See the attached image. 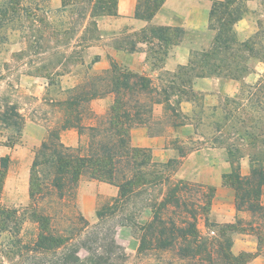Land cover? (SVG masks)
<instances>
[{"label":"rangeland","instance_id":"374dc122","mask_svg":"<svg viewBox=\"0 0 264 264\" xmlns=\"http://www.w3.org/2000/svg\"><path fill=\"white\" fill-rule=\"evenodd\" d=\"M240 3L245 11L243 20L237 22L235 28L238 39L243 40L255 33L258 22L264 27V0H240ZM98 7L100 3L96 0H76L66 7L62 6L61 0H16L10 9L9 0H0V156L9 157L0 205L18 208L21 213L27 210L28 187L27 194L24 188L41 143L47 140L49 133L59 132L64 145L76 147L81 143L86 147L90 140L88 126L102 127L100 123L109 113L113 94L107 93L110 88L107 79L112 65L136 72L118 53L131 52L125 48L139 46L138 41L144 35L150 36L149 32L111 30L105 33L99 28L98 20L111 15L98 14L101 11ZM209 34L192 32L189 37L198 47L200 40ZM152 40L154 44L145 42L144 47L151 64L154 59L150 53L159 50L160 46ZM161 48L169 51L171 46ZM162 65L163 62H158L152 67L158 70ZM250 67L253 70L248 74L250 79L239 81L236 95L240 96L232 105L228 102L236 95L229 97L220 93L213 97L193 86L189 90L190 76H181L179 67L174 71H163L158 78L137 72L149 77V86L158 92H142L139 101L147 106L155 100L160 103L152 105L147 125L133 129L142 128L147 134L159 136L155 149L147 148L151 151L152 161L156 162L155 169L170 160L165 172L167 183L144 185L129 194L117 209L98 216V210L114 203L118 188L105 182L115 187L114 195L97 185L83 192L87 182L100 184L103 181L81 176L73 189V217L54 218L51 226L55 232L70 235L69 242L79 247L81 258L99 252L103 257H110L111 264H206L205 259L197 262L181 258L178 250L184 242L180 239L161 248L146 235L139 248L144 233L141 226L151 219L160 197L179 181L185 184L184 194L192 208L202 204V192H207L208 187L211 191L210 210L208 214L197 211L198 237L190 245L202 246L204 242L220 239L216 228L207 226L208 222L223 224L235 220L234 192L223 185L222 174L236 164H239L241 174H249L250 156L263 152L261 146L251 148L244 135V132L264 134V87L260 88L259 100L254 104L248 100L252 88L247 87L257 81L264 65L255 60ZM80 90L87 96L73 108V121H76L75 116H80L79 125L83 127H62L69 111L61 102ZM90 94L96 96L89 99ZM73 131L78 135L75 146L69 144V132L73 134ZM142 135L135 136L134 141L130 136L131 145L138 146L136 143L143 142ZM261 200L264 202V186ZM76 211L81 217L79 220ZM166 211L161 214L171 215L176 220L182 216L189 218L186 211L181 212V207L169 205ZM226 215H230V221L220 219ZM238 217L247 219L248 213L240 212ZM35 233L26 218L18 235L15 232L1 234L0 264L50 263V257L42 256L34 249ZM16 236L22 239L20 249L15 242ZM229 238L233 255L248 251L253 253L250 264H264V246L259 248L254 235L232 232ZM210 247L215 245L211 243ZM212 256H216L214 251Z\"/></svg>","mask_w":264,"mask_h":264},{"label":"trees","instance_id":"16d2710c","mask_svg":"<svg viewBox=\"0 0 264 264\" xmlns=\"http://www.w3.org/2000/svg\"><path fill=\"white\" fill-rule=\"evenodd\" d=\"M74 2L76 0H61L63 7ZM96 2L100 3L98 9L101 11L98 14H116L117 0ZM163 2L164 0H138L135 17L149 20ZM15 4L16 0H9L10 9ZM244 11L240 0H211L208 19V30L213 32L211 44L205 49L192 50L187 64L178 66L179 74L186 78L190 76L191 83L198 77H223L240 81L253 71L250 67L252 61L256 60L264 65V27L258 22L257 30L251 37L243 40L237 37L235 25L243 18ZM95 30L97 31V28ZM142 31L149 32L150 36L144 35L138 42L152 44L154 39L160 44L156 45L159 46V50H152L150 53V57L154 59L153 66H157L158 62H164L168 53L161 47L178 43L184 34L181 27L170 26L149 27ZM135 49L133 45L125 48L129 51ZM161 56L163 58H160ZM108 74L110 88L107 93L113 94L109 113L100 123L102 127L88 126L90 140L86 147L81 143L76 147L66 146L60 141L59 132L49 133L47 140H44L35 152L30 166L27 210L21 213L18 208L0 205V235L4 232L10 234L15 232L18 235L22 224L29 218L36 231L32 242L34 249L40 255L50 257V263L47 264H111L110 257H103L99 252L81 258L79 247L69 242L71 236L55 232L51 226L52 220L56 217H73V189L81 176L107 182L118 188L114 203L98 210L96 212L98 216L117 209L129 194H134L144 185L167 183L165 172L170 160L161 163L157 170L154 168L156 162L152 161L150 149L130 143L131 128L147 125L152 105L160 103L155 100L147 106L139 101V94L142 92L158 94L157 90L149 86L151 84L149 77L123 69L117 64L112 65ZM262 86L264 87V71L253 85L247 86L252 88L248 94L251 103L259 100ZM188 89L192 90V84ZM85 96L86 92L80 90L74 96L73 94L69 96L68 100L61 102L67 105L69 111V116L64 118L62 127L77 129L83 127L79 125L80 116H75L76 121H73V108L78 101L85 99ZM95 96L96 94H90L89 99ZM239 96L236 95L228 103L234 104ZM244 135L247 136L246 141L251 148L261 146L263 152L257 156H250L249 174H241L239 164L231 165L230 171L222 174L223 185L231 187L234 192L236 215L233 222L207 223L210 228H216L220 239L215 242H204L202 246L196 244L193 247L189 244L198 237L197 211L208 214L210 210L211 191L208 187L207 192H202V204L192 208L184 194L185 184L179 181L160 197L155 210H152L151 219L141 226L144 233L139 248H142L146 235L161 248L169 247L180 239L184 242L178 250L181 258H190L197 262L199 259H205L203 262L206 264H250L253 253L248 251L236 255L231 253L229 234L232 232L252 234L259 248L264 246V202L261 200L264 186V134L260 136L244 132ZM8 162L7 155L0 156V200ZM169 205L181 207V212L186 211L189 218L182 216L176 220L171 215H162L161 212L164 210L168 212L166 209ZM240 212H247L248 218L238 217ZM74 213L77 220L81 219L77 211ZM15 242L19 249L23 246L21 237L16 236ZM1 243L0 240V251ZM211 243L215 245L214 248L210 247ZM213 251L216 256H212ZM214 259L218 262L214 263Z\"/></svg>","mask_w":264,"mask_h":264},{"label":"crops","instance_id":"0c3cea01","mask_svg":"<svg viewBox=\"0 0 264 264\" xmlns=\"http://www.w3.org/2000/svg\"><path fill=\"white\" fill-rule=\"evenodd\" d=\"M138 0H117L116 14L110 17L102 16L98 20L99 28L103 32L127 30L128 32L139 31L149 27L170 26L181 27L184 30L181 40L172 45L167 55L165 56L161 69L152 67L150 60L146 57L145 42H139V46L135 50L125 53H118L121 57L127 60V63L133 66V70L140 73H147L151 78H158L163 71H174L178 66L187 64L190 52L194 49H205L211 44L213 32L208 30L209 10L211 0H164L160 8L149 19L135 17V8ZM240 19L238 22L242 21ZM199 32L205 34L210 32L208 37L200 40V45L197 47L191 41L189 34ZM135 67V68H134ZM250 76L244 77L245 81H249ZM239 81L235 79H221L220 77H198L192 82L193 89L203 91L207 94H212L213 97L220 93L226 96L233 97L238 92ZM158 104V103H157ZM145 129L132 128L130 130L131 140H135V136L143 134L141 140L143 142L136 143L138 146L150 147L155 149V144L159 136L145 133ZM69 144L73 146L78 143V135L73 131ZM9 153V152H8ZM13 159V155H10ZM31 162V157L29 159ZM97 185L100 189H108L112 195L116 193L115 187H110L105 182L96 184L94 181H89L83 188V192L87 189L95 188ZM27 181L24 188L27 194ZM5 188V185H4ZM26 196V195H25ZM221 220L230 221V215Z\"/></svg>","mask_w":264,"mask_h":264}]
</instances>
